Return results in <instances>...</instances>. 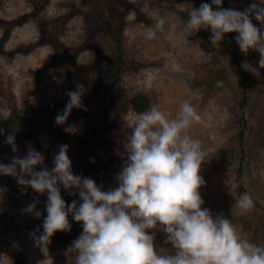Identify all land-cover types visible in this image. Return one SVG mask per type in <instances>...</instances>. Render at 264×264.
Here are the masks:
<instances>
[{
    "label": "rangeland",
    "instance_id": "rangeland-1",
    "mask_svg": "<svg viewBox=\"0 0 264 264\" xmlns=\"http://www.w3.org/2000/svg\"><path fill=\"white\" fill-rule=\"evenodd\" d=\"M252 4L264 7L261 0H223L222 7L244 11ZM192 8L195 0H0V164L25 158L34 149L43 158L34 171L51 172L67 145L74 176L86 178L100 160L109 164L96 184L110 190L119 186L116 177L128 161L140 114L127 98L147 93L151 107L170 118L188 100L201 116L189 135L208 153L200 173L203 207L213 216L223 214L251 243L264 246V68L258 52L240 51L237 33L212 44L210 29L187 30ZM106 17L122 40L126 63L122 80L105 101L101 94L114 79L117 51ZM159 17L165 20L163 31L146 39L144 33L155 30ZM251 19L262 27L254 14ZM238 64L254 81L245 99ZM78 88L83 106L57 124L56 116L70 100L67 93ZM70 125L75 132L65 131ZM100 130L107 141L95 149ZM8 135H14L16 151L6 142ZM57 186L67 204L82 203L80 189ZM0 190V264H12L18 256L27 264H75L78 253L68 249L82 233V222L72 218L71 230L56 232L44 253L30 233L38 237L43 232L48 193L3 174ZM244 193L254 208L241 214L236 201ZM32 203L40 218L26 212ZM146 231L154 235L158 253L175 254L159 224Z\"/></svg>",
    "mask_w": 264,
    "mask_h": 264
},
{
    "label": "clouds",
    "instance_id": "clouds-1",
    "mask_svg": "<svg viewBox=\"0 0 264 264\" xmlns=\"http://www.w3.org/2000/svg\"><path fill=\"white\" fill-rule=\"evenodd\" d=\"M222 4L223 0H212L192 8L187 30L210 29L212 44L222 41L225 34L237 33L240 51L258 52L259 66L264 68V7L252 4L238 11ZM212 5L217 6L215 10ZM252 14L261 28L253 24ZM164 25V18H157L155 30L150 28L145 38L155 39ZM67 95L70 100L56 116L57 124H64L74 107L83 106L79 88ZM199 121L200 114L188 100L180 104L176 118L156 106L140 113L129 139L128 161L116 177L119 186L107 191L91 178L72 174L67 145L56 155L51 172L34 171L43 158L32 149L25 158L0 164V174L17 177L20 185L38 193H48L43 232L38 237L30 233L44 253L56 232L71 230L69 213L76 222H82V233L68 249L78 253L75 264H264V246L251 243L223 214L213 216L203 207L199 189L205 181L200 173L208 153L189 135L193 123ZM65 131L75 132L76 128L70 125ZM6 142L16 151L14 135H8ZM25 174L31 178L25 179ZM58 183L65 189H80L82 203L74 200L67 204ZM236 206L241 214L248 213L254 201L244 193ZM26 212L36 218L42 215L35 203ZM158 224L176 250L174 255L156 251L154 235L146 230Z\"/></svg>",
    "mask_w": 264,
    "mask_h": 264
},
{
    "label": "trees",
    "instance_id": "trees-1",
    "mask_svg": "<svg viewBox=\"0 0 264 264\" xmlns=\"http://www.w3.org/2000/svg\"><path fill=\"white\" fill-rule=\"evenodd\" d=\"M202 2H206V0H195V7L199 8V6L201 5ZM207 3V2H206ZM105 24L107 27L108 32L110 33V35L112 36V38L116 41L117 43V51L113 57L114 60V66H115V72H114V79L111 82V84L109 86H107L104 89V93L101 94L102 98L106 101V97L110 96L112 94V89L114 86H117V84L122 80V74H123V68L125 66V57H124V53L122 51L121 48V39L117 38L115 36V33L113 31V26L112 23L109 19H105ZM238 70L243 73V94H244V99H245V95L246 92L251 89L252 85H253V79L252 77L248 74L245 73L244 70L240 67V65L238 64ZM127 101L130 103V105L132 106V108H134L136 111L143 113L146 112L147 110L150 109L151 104H152V100L151 97L144 92H138L135 95L127 98ZM109 108V107H107ZM104 131L100 130L96 136V142L94 144V148L95 149H99V147L103 146L106 143V138L103 137ZM240 136L243 139L244 136V131H241ZM109 164L106 161L100 160L99 161V167L93 169L86 178H91L95 181V183L99 180H101L106 172H107V168ZM218 213H221V209L217 210ZM68 219L70 221V223L72 222V215L71 213H69ZM72 253H77L76 251H72ZM12 264H27L26 263V259L24 256H18L15 261Z\"/></svg>",
    "mask_w": 264,
    "mask_h": 264
}]
</instances>
